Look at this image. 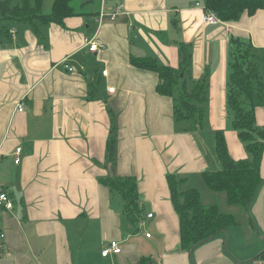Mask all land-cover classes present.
I'll return each instance as SVG.
<instances>
[{"label": "crops", "instance_id": "1", "mask_svg": "<svg viewBox=\"0 0 264 264\" xmlns=\"http://www.w3.org/2000/svg\"><path fill=\"white\" fill-rule=\"evenodd\" d=\"M82 1L64 24H44L39 33L31 23L15 22L7 35L0 20V190L13 195V209L0 207V264L255 259L264 251V181L245 209L231 205L224 191L210 189L202 172L222 167L215 145L219 129L231 158H249L226 102L230 40H250L262 71L264 10L208 24L201 0ZM92 39L103 44L101 50H90ZM178 42L192 48L193 79L208 82L204 124L189 130L177 124L173 99L156 90L160 77L130 62L132 55H149L179 67ZM111 111L118 128L114 168L107 157ZM255 115L264 127V103ZM171 175L186 178L183 189L197 188L204 205L235 215L237 224L191 251L182 249ZM114 176L138 180L144 212L137 229L124 215L122 198L100 181ZM110 241H118L122 252L105 257Z\"/></svg>", "mask_w": 264, "mask_h": 264}, {"label": "trees", "instance_id": "2", "mask_svg": "<svg viewBox=\"0 0 264 264\" xmlns=\"http://www.w3.org/2000/svg\"><path fill=\"white\" fill-rule=\"evenodd\" d=\"M72 0H54L50 12H44V0H23L14 4V0H0V20L5 21L1 30L10 35L9 26L15 22L31 23L34 31L40 32L44 24H64L65 17L76 14ZM205 11H215L223 22H237L244 13L249 16L258 10H264V0H201ZM12 34V33H11ZM13 36V35H12ZM231 62L227 105L232 117V128L238 132L240 140L250 154L246 160H235L229 154L224 130L215 134L216 155L222 163L218 170H204V182L213 191H224L231 205H241L245 209L255 201L264 181L261 164L264 154V127L257 126L256 107L264 103V78L260 62L255 58V48L250 40L231 37ZM180 47V65L171 67L162 64L155 57H130V62L140 68L156 73L160 82L156 88L162 95L174 101V118L178 125L193 129L204 124L205 102L208 82L196 81L191 75L192 48L189 44L178 42ZM110 139L107 143L108 160L116 166L118 157V135L116 115L111 111ZM101 183L114 194L121 196L124 215L133 229H137L143 216L141 194L137 178L114 176L101 178ZM174 189L173 203L180 218V245L191 251L207 243L237 224V218L231 213L222 212L217 205H204L201 192L191 187L183 189L186 178L170 176ZM11 198L13 195L6 191ZM255 258H264V251ZM137 264H146L141 259Z\"/></svg>", "mask_w": 264, "mask_h": 264}, {"label": "built area", "instance_id": "3", "mask_svg": "<svg viewBox=\"0 0 264 264\" xmlns=\"http://www.w3.org/2000/svg\"><path fill=\"white\" fill-rule=\"evenodd\" d=\"M117 12H118V10L114 11V13L112 14L113 18L117 14ZM203 18H204V22L208 23V24H216V23L221 22L220 17L217 16V14L214 10L213 11H210V10L205 11V15L203 16ZM12 33L14 34V32H12ZM102 47H103V44L102 43L100 44L95 39H92L89 41V48H90V50H92L94 52L101 50ZM67 68L71 69L69 66H67ZM103 74L104 75L107 74L106 69L103 70ZM108 92L114 93L115 88L109 87ZM19 109L23 110L21 105H19ZM21 154H22L21 147H19L15 150V154H14V156L16 157L15 158L16 164L20 163ZM0 207H3V208L8 209V210L13 209V199L11 198V196L7 192L1 191V190H0ZM149 216H152V213H150L148 215V217ZM142 223L143 222H140V224H142ZM150 236H151V233L150 234L148 233L147 237H150ZM0 237L4 238V233L1 232ZM121 252H122V247H120L119 242L118 241H110L109 245L107 246V249L102 252V255L106 257V256H108L109 253L119 254ZM240 264H264V259L263 258H255V259L250 260L249 262H244V263H240Z\"/></svg>", "mask_w": 264, "mask_h": 264}, {"label": "rangeland", "instance_id": "4", "mask_svg": "<svg viewBox=\"0 0 264 264\" xmlns=\"http://www.w3.org/2000/svg\"><path fill=\"white\" fill-rule=\"evenodd\" d=\"M23 0H14V4H17V3H22ZM93 0H91L92 2ZM53 2L54 0H44V5H43V9H44V12H50L51 11V7L53 5ZM83 2L82 0H75L72 1V5L74 6V8H77V10H80V7H79V3ZM94 5V4H93ZM200 4H198L199 6ZM87 7H91L90 5H87ZM222 21V20H221ZM262 73V78H264V69L261 71ZM232 121V120H231ZM231 127H232V124H231ZM233 129V128H232ZM243 143V142H242ZM244 144V143H243ZM248 157H250V154L248 155ZM224 193V192H223ZM117 195V194H116ZM225 195V193H224ZM117 197H121L119 195H117ZM250 215V213H249ZM251 216V215H250ZM231 230V229H230ZM232 249V244L229 245V247L227 248V251L230 253V250ZM264 259V258H263Z\"/></svg>", "mask_w": 264, "mask_h": 264}]
</instances>
